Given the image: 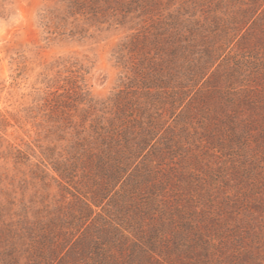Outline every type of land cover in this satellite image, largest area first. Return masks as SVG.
<instances>
[{
  "label": "trees",
  "instance_id": "obj_1",
  "mask_svg": "<svg viewBox=\"0 0 264 264\" xmlns=\"http://www.w3.org/2000/svg\"><path fill=\"white\" fill-rule=\"evenodd\" d=\"M57 1L47 27L132 31L123 75L97 100L73 71L44 142L0 134V264H264V0Z\"/></svg>",
  "mask_w": 264,
  "mask_h": 264
},
{
  "label": "rangeland",
  "instance_id": "obj_2",
  "mask_svg": "<svg viewBox=\"0 0 264 264\" xmlns=\"http://www.w3.org/2000/svg\"><path fill=\"white\" fill-rule=\"evenodd\" d=\"M57 2L0 0V134L4 150L10 144L27 149L44 142L38 133L44 130L39 124H45L47 100L78 68L88 71L86 83L97 100L110 97L120 84L123 69L113 53L132 31L85 21L82 16L77 17L78 27L74 17L60 25L55 23L62 17H50L47 27L42 14L58 7ZM262 90L264 102V87ZM256 117L264 124V107L257 110ZM258 139L252 151L260 153L264 146Z\"/></svg>",
  "mask_w": 264,
  "mask_h": 264
}]
</instances>
